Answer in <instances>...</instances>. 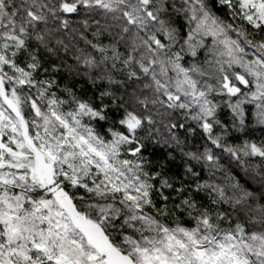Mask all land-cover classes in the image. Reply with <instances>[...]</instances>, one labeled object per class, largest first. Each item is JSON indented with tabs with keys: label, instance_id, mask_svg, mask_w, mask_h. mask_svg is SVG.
<instances>
[{
	"label": "snow or ice",
	"instance_id": "1",
	"mask_svg": "<svg viewBox=\"0 0 264 264\" xmlns=\"http://www.w3.org/2000/svg\"><path fill=\"white\" fill-rule=\"evenodd\" d=\"M253 124L264 0H0V264H264Z\"/></svg>",
	"mask_w": 264,
	"mask_h": 264
},
{
	"label": "trees",
	"instance_id": "2",
	"mask_svg": "<svg viewBox=\"0 0 264 264\" xmlns=\"http://www.w3.org/2000/svg\"><path fill=\"white\" fill-rule=\"evenodd\" d=\"M248 135L245 136L243 133L240 132H236L234 133L235 136H239L241 139H255V140H259L260 138L264 137V129H262L260 126L258 125H251L248 129H247ZM239 142V141H237ZM227 156H225V160L224 162L227 164ZM254 163H259L258 159H254L253 160ZM229 169L232 171V173L234 175H238L240 177L243 176V169L239 166H237L236 162L233 160L231 165H228Z\"/></svg>",
	"mask_w": 264,
	"mask_h": 264
}]
</instances>
